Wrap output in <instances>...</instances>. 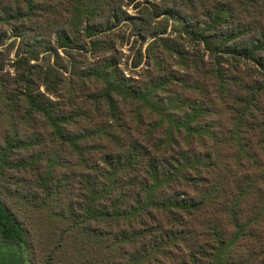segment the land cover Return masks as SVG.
I'll list each match as a JSON object with an SVG mask.
<instances>
[{"label":"trees","instance_id":"16d2710c","mask_svg":"<svg viewBox=\"0 0 264 264\" xmlns=\"http://www.w3.org/2000/svg\"><path fill=\"white\" fill-rule=\"evenodd\" d=\"M0 264H264V0H0Z\"/></svg>","mask_w":264,"mask_h":264},{"label":"rangeland","instance_id":"374dc122","mask_svg":"<svg viewBox=\"0 0 264 264\" xmlns=\"http://www.w3.org/2000/svg\"><path fill=\"white\" fill-rule=\"evenodd\" d=\"M123 52H124V54L126 55V57H125V59H124V63L127 62L128 57H130V60H129L128 65H129V67H131V65H132V61H133V59H132V57H133V53H131V51H130V49H129L128 47H126L125 49H123ZM124 67H125V66H124Z\"/></svg>","mask_w":264,"mask_h":264}]
</instances>
